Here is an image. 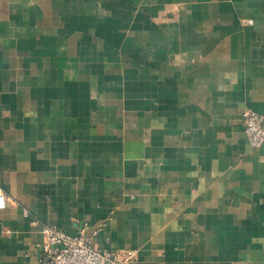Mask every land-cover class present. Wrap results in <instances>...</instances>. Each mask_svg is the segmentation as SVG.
I'll list each match as a JSON object with an SVG mask.
<instances>
[{
    "label": "crops",
    "instance_id": "crops-1",
    "mask_svg": "<svg viewBox=\"0 0 264 264\" xmlns=\"http://www.w3.org/2000/svg\"><path fill=\"white\" fill-rule=\"evenodd\" d=\"M248 111L264 0H0V264H40L44 226L135 264H264Z\"/></svg>",
    "mask_w": 264,
    "mask_h": 264
},
{
    "label": "built area",
    "instance_id": "built-area-1",
    "mask_svg": "<svg viewBox=\"0 0 264 264\" xmlns=\"http://www.w3.org/2000/svg\"><path fill=\"white\" fill-rule=\"evenodd\" d=\"M243 129L253 150L264 147L263 114L246 112ZM4 208L5 198L0 195V210ZM41 235L40 264H135L137 260L135 252L113 253L97 249L91 237L82 233L71 236L57 227L44 226Z\"/></svg>",
    "mask_w": 264,
    "mask_h": 264
}]
</instances>
